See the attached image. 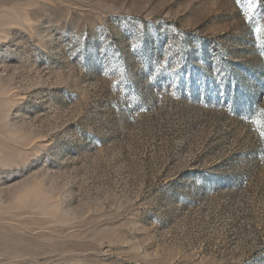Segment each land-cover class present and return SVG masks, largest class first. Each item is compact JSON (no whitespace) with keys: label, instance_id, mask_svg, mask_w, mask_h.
Returning <instances> with one entry per match:
<instances>
[{"label":"rangeland","instance_id":"374dc122","mask_svg":"<svg viewBox=\"0 0 264 264\" xmlns=\"http://www.w3.org/2000/svg\"><path fill=\"white\" fill-rule=\"evenodd\" d=\"M251 3L0 0V264H264Z\"/></svg>","mask_w":264,"mask_h":264},{"label":"snow or ice","instance_id":"6c2138e0","mask_svg":"<svg viewBox=\"0 0 264 264\" xmlns=\"http://www.w3.org/2000/svg\"><path fill=\"white\" fill-rule=\"evenodd\" d=\"M235 2L237 3V5H239V4H241V3L243 2V0H235ZM252 6H253V5H252V3H251V0H249V7H248V11H249V12L251 11ZM257 31H259V29H257ZM261 112L264 113V109H262ZM257 123H258V122H257ZM260 135H261L262 137H264V131H262V132L260 133Z\"/></svg>","mask_w":264,"mask_h":264}]
</instances>
